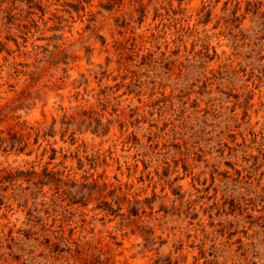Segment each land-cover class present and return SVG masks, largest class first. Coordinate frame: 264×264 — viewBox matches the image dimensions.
<instances>
[{
  "label": "rangeland",
  "instance_id": "1",
  "mask_svg": "<svg viewBox=\"0 0 264 264\" xmlns=\"http://www.w3.org/2000/svg\"><path fill=\"white\" fill-rule=\"evenodd\" d=\"M0 264H264V0H0Z\"/></svg>",
  "mask_w": 264,
  "mask_h": 264
}]
</instances>
